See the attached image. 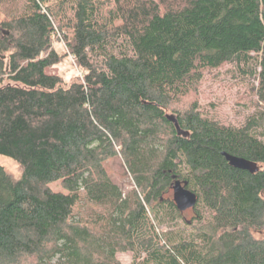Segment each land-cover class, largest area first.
Wrapping results in <instances>:
<instances>
[{"label":"trees","instance_id":"obj_1","mask_svg":"<svg viewBox=\"0 0 264 264\" xmlns=\"http://www.w3.org/2000/svg\"><path fill=\"white\" fill-rule=\"evenodd\" d=\"M225 64L257 79V114L169 112ZM263 119L264 0H0V157L22 171L0 164V264H264ZM120 156L126 192L107 168ZM176 179L198 194L188 235Z\"/></svg>","mask_w":264,"mask_h":264},{"label":"rangeland","instance_id":"obj_2","mask_svg":"<svg viewBox=\"0 0 264 264\" xmlns=\"http://www.w3.org/2000/svg\"><path fill=\"white\" fill-rule=\"evenodd\" d=\"M56 1V0H52ZM3 14H1V19ZM56 50L63 55L60 63L56 64L52 71L60 75L63 80L70 84L76 77L81 75L80 67L77 65L74 56L66 48L62 40L56 39L54 42ZM257 79L251 74H245L240 68L233 64H225L220 68L207 69L204 72L203 79L193 88L187 95L182 97L178 102L174 103L169 112L185 111L192 107H198L204 113L217 118L226 124L240 125L247 121L251 115L257 114L263 108L262 103L258 105V95L256 94ZM260 136L264 140V119L262 126L259 128ZM2 164L15 178L21 175L20 165L7 156L0 157ZM108 172L112 179L118 183L124 191H129L134 182L130 173L127 171L123 159L116 157L107 163ZM53 189H61V184L52 183ZM168 197L173 198V190L168 192ZM82 211L89 212L90 207L85 205ZM195 216V210H187L182 212V220L178 226L185 235L202 225L194 221V225H185L184 221H192ZM168 225L164 224L161 229L167 230ZM258 236V234H256ZM260 235V234H259ZM264 235V233H262ZM118 259L123 264H131V252L117 253ZM22 263L30 264V261L23 259Z\"/></svg>","mask_w":264,"mask_h":264},{"label":"water","instance_id":"obj_3","mask_svg":"<svg viewBox=\"0 0 264 264\" xmlns=\"http://www.w3.org/2000/svg\"><path fill=\"white\" fill-rule=\"evenodd\" d=\"M173 120L179 132H181L177 118L174 115H168ZM228 162L235 167L247 169L251 172H256L260 169L258 163L248 160L244 157L223 152ZM173 200L177 208L184 212L190 208H194L198 202V194L188 187L187 180L176 179L172 184Z\"/></svg>","mask_w":264,"mask_h":264},{"label":"flooded vegetation","instance_id":"obj_4","mask_svg":"<svg viewBox=\"0 0 264 264\" xmlns=\"http://www.w3.org/2000/svg\"><path fill=\"white\" fill-rule=\"evenodd\" d=\"M191 209H193V208H190V209H188V210H191ZM187 211V210H186Z\"/></svg>","mask_w":264,"mask_h":264}]
</instances>
